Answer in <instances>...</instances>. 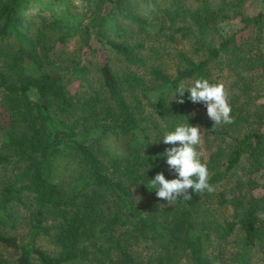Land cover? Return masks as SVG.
<instances>
[{
    "label": "trees",
    "instance_id": "obj_1",
    "mask_svg": "<svg viewBox=\"0 0 264 264\" xmlns=\"http://www.w3.org/2000/svg\"><path fill=\"white\" fill-rule=\"evenodd\" d=\"M37 1L0 0V165L17 167L0 185V264H176L180 256L213 264L212 228L237 237L238 264H251L254 252L264 264V9L247 11L248 0H50L47 16L31 11ZM162 35L191 36L202 57L179 51L182 65L167 73ZM216 61L237 87L228 94L233 122L214 127L189 92L183 104L171 97L181 82L209 80ZM190 121L219 142L201 160L209 183L220 185L218 205L230 208L222 222L201 208L207 190L152 203L150 180L176 178L161 155L172 146L163 136ZM108 134L122 154L104 146ZM64 153L78 163L68 185L54 176ZM19 206L25 241L2 230ZM141 241L157 244L147 258Z\"/></svg>",
    "mask_w": 264,
    "mask_h": 264
},
{
    "label": "rangeland",
    "instance_id": "obj_2",
    "mask_svg": "<svg viewBox=\"0 0 264 264\" xmlns=\"http://www.w3.org/2000/svg\"><path fill=\"white\" fill-rule=\"evenodd\" d=\"M78 2V0H75ZM48 4V8H47ZM55 6V3L50 2V0H41L37 1L32 12L36 9L42 10L47 16L50 15L51 9ZM247 11L254 12L258 9H264V0H248L246 3ZM176 36L179 34L176 33ZM163 39V45L160 46L161 53L159 56V60L161 61V65L165 69L167 73H175L176 69L182 65L181 60L178 56V52L182 51L184 54L195 58L198 60L202 57L201 52H196L194 50V43L191 36L179 38L176 37L174 40H170L165 36H160ZM165 38V39H164ZM57 45V44H56ZM77 43L75 40H69L65 44V48L68 51L69 56H73L75 53V48ZM118 65H122L119 61L117 62ZM138 73H143V70L140 68H136L135 66L132 67ZM147 78V76H146ZM209 82L210 83H223L225 85V90L227 95L237 87L234 84L235 75L232 71L228 70L225 67V64L221 61L212 62L210 64V74H209ZM78 80L73 81L72 84L76 86ZM194 83L193 81L188 84ZM174 98L173 96L171 97ZM146 100V97H143ZM148 104V103H147ZM149 108V107H147ZM203 112V114L211 120L207 115V108L206 105L201 102V105L195 107V112ZM212 121V120H211ZM214 122V121H212ZM190 125H194V121L189 122ZM202 130V142L200 145L197 146V150L201 153L203 158H206L210 152L217 146L218 139L212 138L211 133L207 132V130L202 126L199 125ZM102 142L104 146L108 148L111 154H122L123 152V143L120 139L116 138L112 134H108L107 136L103 137ZM56 171L54 172L55 179L61 185H68L72 183L74 174L78 168V163L76 158L66 153L58 156L56 160ZM17 172V167L13 165L12 162H8L6 165H0V185L5 182L6 178L13 177L14 174ZM215 191L209 193L206 191V195L208 196L205 201L201 202V208L203 210L207 208V218L213 224L214 221L222 222V218L229 215L230 208L225 207L223 205H218L217 200V191L220 189L219 184H214ZM143 203L147 200H150L148 197L143 198ZM155 206H167L170 204L167 201L156 198L152 202ZM8 223L6 225H2V230L6 233H14L16 234L21 241H25L28 238V216L27 211L23 209L21 206L18 207L17 214L15 218H6ZM218 231H215L214 228L211 229L210 236L207 239V248L206 254L208 258L211 260L213 264H238V244H237V237L234 234H230L226 238H222L218 235ZM41 246L48 251L53 250V246L51 243L47 241H41ZM157 244L149 243L148 241H141L139 243L138 248L142 249V256L144 258L148 257L149 252H155ZM159 248V247H158ZM4 255L9 256L10 259H14L16 253L14 250L11 249H4L2 252ZM259 253L254 252L252 258L250 259L251 264H260ZM12 264V263H9ZM175 264V263H174ZM176 264H191V261L187 259L185 256H180Z\"/></svg>",
    "mask_w": 264,
    "mask_h": 264
},
{
    "label": "clouds",
    "instance_id": "obj_3",
    "mask_svg": "<svg viewBox=\"0 0 264 264\" xmlns=\"http://www.w3.org/2000/svg\"><path fill=\"white\" fill-rule=\"evenodd\" d=\"M185 92H189L193 103L203 102L207 108L208 117L214 121V127L220 123L233 122L232 108L228 102V95L223 83H210L207 79H196L189 87L181 82L176 89L174 99L183 104ZM179 94L180 99H176ZM213 127V128H214ZM202 130L199 125L181 124L174 131H168L163 136V143L172 145L161 155L166 157L169 171L176 178L166 179L163 172H159L150 180V185L156 188V195L167 203L178 199L191 200L192 193H201L207 190L215 191L209 183V170L206 162H202L201 153L197 146L202 142Z\"/></svg>",
    "mask_w": 264,
    "mask_h": 264
}]
</instances>
